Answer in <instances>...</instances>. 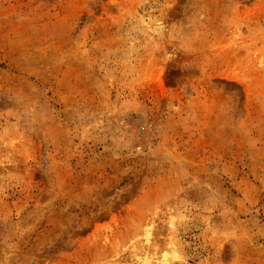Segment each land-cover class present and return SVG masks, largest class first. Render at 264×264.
Wrapping results in <instances>:
<instances>
[{"label":"rangeland","instance_id":"obj_1","mask_svg":"<svg viewBox=\"0 0 264 264\" xmlns=\"http://www.w3.org/2000/svg\"><path fill=\"white\" fill-rule=\"evenodd\" d=\"M0 264H264V0H0Z\"/></svg>","mask_w":264,"mask_h":264}]
</instances>
